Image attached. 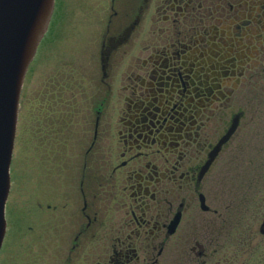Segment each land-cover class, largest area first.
Masks as SVG:
<instances>
[{
  "label": "flooded vegetation",
  "instance_id": "1",
  "mask_svg": "<svg viewBox=\"0 0 264 264\" xmlns=\"http://www.w3.org/2000/svg\"><path fill=\"white\" fill-rule=\"evenodd\" d=\"M107 12L98 79L70 68L32 101L21 153L34 190L8 200L0 264H264V155L248 151L241 178L232 168L264 128V0Z\"/></svg>",
  "mask_w": 264,
  "mask_h": 264
},
{
  "label": "rangeland",
  "instance_id": "2",
  "mask_svg": "<svg viewBox=\"0 0 264 264\" xmlns=\"http://www.w3.org/2000/svg\"><path fill=\"white\" fill-rule=\"evenodd\" d=\"M57 11L55 15L56 26L54 32L50 30L47 33L38 54L29 68L25 84L21 93V107L19 111V122L17 136L15 141V149L13 155V163L11 167L12 191L9 197L10 202L17 200L20 196L21 183L25 181L28 193L32 194L34 190V181L36 173L26 169L21 151V136L23 124L27 120H33L34 114L37 113V107L32 101H36L42 96L50 95L52 88V78L63 77L62 72L74 69L80 76L79 71H89L86 73L88 78L100 75V61L102 52V35L106 29V20L108 17L107 8L109 0H56ZM105 9V10H104ZM104 10V13L102 11ZM104 14V16H103ZM101 16L104 17L102 23L99 22ZM98 24L92 26V24ZM100 23V25H99ZM117 27L114 26V29ZM94 33V34H93ZM54 34V35H53ZM93 34V36H92ZM90 94L94 95L92 85L96 84L95 80H90ZM89 87V86H88ZM77 91V90H76ZM78 93V91H77ZM81 95L76 96L79 98ZM90 121L92 117L90 116ZM240 138L236 140L239 142ZM30 149L31 146H29ZM239 151L233 154L232 168L233 178H241V164L243 158L249 151V158L258 161L257 156L264 155V128H254L248 135V148L243 150L242 144L238 146ZM30 151V150H29ZM235 151V150H234ZM244 152V154H243ZM60 183H64L63 180ZM239 191L235 194L234 208H243L242 187L235 186ZM36 189V188H35ZM224 193V192H223ZM223 196H225L223 194ZM228 201L225 197L221 199L222 209L226 208ZM257 206V201L252 202Z\"/></svg>",
  "mask_w": 264,
  "mask_h": 264
},
{
  "label": "water",
  "instance_id": "3",
  "mask_svg": "<svg viewBox=\"0 0 264 264\" xmlns=\"http://www.w3.org/2000/svg\"><path fill=\"white\" fill-rule=\"evenodd\" d=\"M54 1L0 0V249L6 229L5 207L20 94L27 69L48 29Z\"/></svg>",
  "mask_w": 264,
  "mask_h": 264
},
{
  "label": "snow or ice",
  "instance_id": "4",
  "mask_svg": "<svg viewBox=\"0 0 264 264\" xmlns=\"http://www.w3.org/2000/svg\"><path fill=\"white\" fill-rule=\"evenodd\" d=\"M2 147H3V145H2V143H0V151H2Z\"/></svg>",
  "mask_w": 264,
  "mask_h": 264
}]
</instances>
